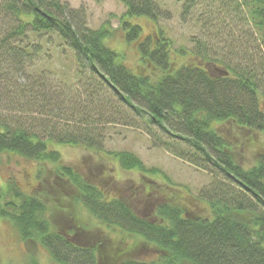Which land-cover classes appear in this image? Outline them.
<instances>
[{
  "label": "trees",
  "instance_id": "trees-1",
  "mask_svg": "<svg viewBox=\"0 0 264 264\" xmlns=\"http://www.w3.org/2000/svg\"><path fill=\"white\" fill-rule=\"evenodd\" d=\"M117 1L124 8L118 28L126 43L136 44L144 73L131 71L107 46L109 21L97 29L86 27L82 13L60 0H0V97L6 92L15 105L9 109L13 113H0V155L38 163V174L50 165L53 175L43 172L34 194L10 183L0 191V216L27 245L29 264H37L32 245L43 247L56 264H264V154L244 168L216 128L228 124L264 133V0H219L216 10L208 8L213 0H183L181 20L192 21L205 36L190 53L175 49L161 34L142 38L141 27L130 22L168 18L157 2ZM53 37L74 54V91H63L64 84L52 88L54 74L29 64L24 85L13 87L16 73L40 54V38ZM208 39L216 42L210 46ZM108 125L141 129L153 146L210 175V185L199 194L210 217L165 203L156 209L159 220L150 222L61 164L53 146L100 153ZM110 156L123 171L157 173L130 152ZM64 183L76 193L66 191ZM70 201L103 226L141 237L160 255L144 261L113 241H76V222L74 229L60 228Z\"/></svg>",
  "mask_w": 264,
  "mask_h": 264
},
{
  "label": "rangeland",
  "instance_id": "rangeland-1",
  "mask_svg": "<svg viewBox=\"0 0 264 264\" xmlns=\"http://www.w3.org/2000/svg\"><path fill=\"white\" fill-rule=\"evenodd\" d=\"M154 1L167 13L168 18L152 22L144 17H133L130 18V22L141 27L142 38L149 36L156 39L161 34L173 43L175 49L182 48L190 53L195 41H198L200 36L202 39L205 36L199 34L198 27L192 21L181 20L183 0ZM238 1L242 3L244 0ZM60 2L82 13L80 17H83L86 27L91 29H97L109 21L112 33L111 37L105 41L107 46L120 56L131 71L145 72L139 64L136 44L126 43L122 31L118 28L117 18L124 12V8L117 0H60ZM219 2V0L209 2L211 4L208 8L216 10ZM233 17L231 19L235 20ZM208 41L210 46L216 42L214 39H208ZM39 44L40 54L32 61L26 62L24 72L16 73L13 87L24 85L29 75L26 73L29 64L31 67L35 66V71L44 68L50 70V75L54 74L49 77L52 88L60 89L64 84L63 91H74L77 87V77L73 52L56 37L51 40L40 38ZM180 60L184 63L190 61L185 58ZM214 68L212 66L210 69L218 72ZM10 72L9 76L12 77V71ZM15 92L18 93V91ZM11 99L6 92L5 95H1V114L13 113L9 111L15 106ZM263 100L264 98L261 99L262 102ZM103 127L106 129V140L103 151L100 153L77 147L53 146L52 149L60 153L61 164L69 167L85 182L95 186L105 198L127 202L138 216L150 211L149 218L155 219L156 222L159 220L156 217L157 207L167 203L177 205L184 213L191 216L210 217L208 205L199 196L200 192L210 185V175L175 158L165 150L153 146L149 136L141 129L111 125ZM216 128L234 146L237 158L244 168L254 165L256 159L264 154V133H247L228 124H219ZM119 151L134 154L145 168L156 170L157 173L143 175L136 170L123 171L110 156L113 152ZM39 168L38 163L25 158L0 155V191H5L10 183H15L24 193L34 194L36 190H39V177H46L41 175L44 170L38 174ZM51 168L50 165L44 168L45 172L48 171L50 178L53 177L50 173ZM63 185L70 194L76 193L68 183ZM54 189L57 191L55 187ZM70 203L71 201L69 205L67 204L71 208L70 213L63 212L60 215L67 218L65 221L61 220L60 228L64 231L69 227L74 229L76 222L80 231L74 235L76 241H113L117 246H121L122 250H127L128 256L138 260L152 261L160 255V251L154 245L144 242L141 237H131L118 230L109 229L100 224L86 209ZM58 215L59 213L55 216L58 217ZM31 251L35 255L37 264H56L40 245H32ZM28 254L27 245L22 242L13 224L9 219L0 216V264H29L30 255Z\"/></svg>",
  "mask_w": 264,
  "mask_h": 264
},
{
  "label": "flooded vegetation",
  "instance_id": "flooded-vegetation-1",
  "mask_svg": "<svg viewBox=\"0 0 264 264\" xmlns=\"http://www.w3.org/2000/svg\"><path fill=\"white\" fill-rule=\"evenodd\" d=\"M110 199H113V198H110ZM139 217H141L142 219L148 220L150 222H155V219H152V218L150 219L149 218V217H151L150 216V211L143 212V214L140 215Z\"/></svg>",
  "mask_w": 264,
  "mask_h": 264
},
{
  "label": "water",
  "instance_id": "water-1",
  "mask_svg": "<svg viewBox=\"0 0 264 264\" xmlns=\"http://www.w3.org/2000/svg\"><path fill=\"white\" fill-rule=\"evenodd\" d=\"M224 75H227V74H224Z\"/></svg>",
  "mask_w": 264,
  "mask_h": 264
}]
</instances>
